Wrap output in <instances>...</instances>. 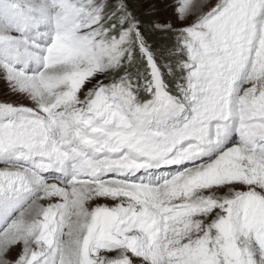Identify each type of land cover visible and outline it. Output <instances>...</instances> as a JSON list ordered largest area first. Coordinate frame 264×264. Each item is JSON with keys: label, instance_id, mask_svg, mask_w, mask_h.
<instances>
[{"label": "snow or ice", "instance_id": "1", "mask_svg": "<svg viewBox=\"0 0 264 264\" xmlns=\"http://www.w3.org/2000/svg\"><path fill=\"white\" fill-rule=\"evenodd\" d=\"M0 264H264V0H0Z\"/></svg>", "mask_w": 264, "mask_h": 264}, {"label": "rangeland", "instance_id": "2", "mask_svg": "<svg viewBox=\"0 0 264 264\" xmlns=\"http://www.w3.org/2000/svg\"><path fill=\"white\" fill-rule=\"evenodd\" d=\"M17 251H18V249H17ZM15 253H13V255H14Z\"/></svg>", "mask_w": 264, "mask_h": 264}]
</instances>
